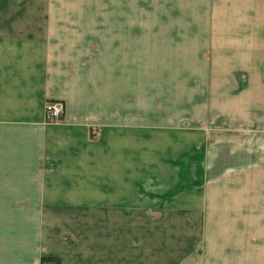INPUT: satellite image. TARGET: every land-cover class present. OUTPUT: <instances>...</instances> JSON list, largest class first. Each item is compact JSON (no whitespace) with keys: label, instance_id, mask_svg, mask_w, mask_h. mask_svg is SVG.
<instances>
[{"label":"crops","instance_id":"obj_1","mask_svg":"<svg viewBox=\"0 0 264 264\" xmlns=\"http://www.w3.org/2000/svg\"><path fill=\"white\" fill-rule=\"evenodd\" d=\"M183 1L0 7V264H264V169L226 182L199 135L215 67L264 95V0Z\"/></svg>","mask_w":264,"mask_h":264},{"label":"rangeland","instance_id":"obj_2","mask_svg":"<svg viewBox=\"0 0 264 264\" xmlns=\"http://www.w3.org/2000/svg\"><path fill=\"white\" fill-rule=\"evenodd\" d=\"M0 3V7H33L38 11L45 7V0H0ZM184 4L183 0H134L135 13L145 9L151 23L160 22L161 18L169 19L164 23H189V16L184 14ZM254 83L248 72L235 71L222 78L215 67L212 86L217 94L213 97L209 121L200 126L203 130L199 129V135L202 132L203 135L227 139L224 147L230 154L226 161L230 174L223 179L231 184L237 183L238 178H244L246 184L253 185L260 177L253 175L254 171L264 169V95L257 94L253 89ZM214 151L215 154L223 152L220 147ZM207 163L214 167L223 166L216 159Z\"/></svg>","mask_w":264,"mask_h":264},{"label":"built area","instance_id":"obj_3","mask_svg":"<svg viewBox=\"0 0 264 264\" xmlns=\"http://www.w3.org/2000/svg\"><path fill=\"white\" fill-rule=\"evenodd\" d=\"M64 105L62 102L50 103L45 112V120L47 124L59 121L63 115Z\"/></svg>","mask_w":264,"mask_h":264},{"label":"trees","instance_id":"obj_4","mask_svg":"<svg viewBox=\"0 0 264 264\" xmlns=\"http://www.w3.org/2000/svg\"><path fill=\"white\" fill-rule=\"evenodd\" d=\"M41 264H63V263L57 258H47V259H42Z\"/></svg>","mask_w":264,"mask_h":264}]
</instances>
